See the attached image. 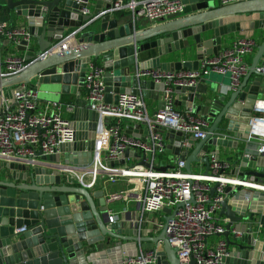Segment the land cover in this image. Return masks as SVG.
<instances>
[{"label":"water","instance_id":"water-1","mask_svg":"<svg viewBox=\"0 0 264 264\" xmlns=\"http://www.w3.org/2000/svg\"><path fill=\"white\" fill-rule=\"evenodd\" d=\"M180 2L182 16L137 29L131 19L121 23L111 13H104L111 0H97L94 11L87 15L80 12L81 5L73 0H6L7 7L27 19L38 48L25 40L17 45L16 49L31 62L21 72L0 78V87L37 78L38 86L59 85L61 93L79 97L88 65L95 62L104 69L105 102L116 103L120 94L163 90V84L136 78L137 70H197L205 57L220 52L223 40L231 34L248 38L257 33L259 41L247 74L237 80L228 97L220 94L218 79L211 80L208 92L200 97L188 92L179 103L178 94L184 89L175 88V104L207 120L205 136L194 140L167 128L162 133L169 141L165 151L184 161L187 174L192 173V163L201 162L205 166L203 175H210L207 154L211 146L238 148L229 172L237 183L223 188L219 202L218 216L226 220L222 235L229 251L223 264H264V241L256 237L253 223L248 221V213L259 212L257 202L264 201V150L259 153L260 145L249 124L255 101L264 87V74L258 70L264 55V0L227 5L218 0ZM67 36L75 46L61 49ZM149 49H155V54L145 58ZM178 52H194L196 58L173 60ZM5 92L12 98V89ZM70 121L74 138L61 144L58 153L43 155L38 151L34 164L0 162V264H122L132 255L122 253L114 259L113 252H123L124 244L131 243L135 255L136 248L146 241L138 236V225L131 223L128 214L124 222L108 224L109 209L103 190L91 193L82 183L83 186H69L62 181V172L55 164L84 167L77 170L83 172L92 162L99 113L88 106H77ZM126 128V133L134 137L145 139L148 134L142 122ZM134 155L140 158V164L149 166L146 154L135 149L125 150L121 158L109 161V165H124L125 159ZM153 168L166 171L170 167ZM218 185L215 181L210 187L209 201L217 194ZM93 197L100 199L97 208ZM171 218L172 214L166 218L160 234L149 239L154 243L157 264H181L165 233L166 222ZM126 221H130L127 229ZM22 226L26 231L15 233ZM119 227L125 229L123 235L119 234Z\"/></svg>","mask_w":264,"mask_h":264},{"label":"built area","instance_id":"built-area-1","mask_svg":"<svg viewBox=\"0 0 264 264\" xmlns=\"http://www.w3.org/2000/svg\"><path fill=\"white\" fill-rule=\"evenodd\" d=\"M81 5L80 12L87 15L91 12V0H73ZM245 0H218L222 5L233 4ZM128 9L131 21L166 22L178 17L183 12L180 0H111L110 7L104 13H116ZM0 39L6 40L10 48L0 54V78L21 72L27 67L24 56L15 52L22 40L30 43L32 35L24 24L11 26L0 21ZM69 36L62 41L61 49H67L72 40ZM256 43L252 38H239L232 45L221 50L214 57H205L197 70L170 71L161 68L137 70L134 74L138 79H150L163 84L162 104L149 115L143 97L137 93H124L118 96L116 103L105 102L104 69L100 64L91 62L85 75V100L89 109L99 113L95 146L92 151V162L84 167H60L62 174H75L79 179L86 173L91 175L87 186L94 184L103 170V162L118 160L127 149H135L146 154L145 161L149 166L138 163L126 168V172L109 174L111 180L115 176H133L136 178L135 201L143 212H156L170 207L172 218L166 222L165 233L181 264H223V258L229 254L224 238L214 244L209 237L222 235L224 225L215 215L219 211L223 188L229 183H237L228 173L230 163L221 160L216 149L208 152L210 175L203 173L187 174L184 161L178 160L176 165L166 171L155 170L153 161L157 155L165 153V139L162 130L167 128L181 132L183 136L199 140L206 134L207 120L193 114L190 109L179 110L175 106V88L195 86L199 79L211 71L229 74L234 87L241 75L247 71L243 60L245 54L253 51ZM264 74V55L261 58ZM37 85L20 83L12 92V98L0 89V162L17 160L25 164H34L38 160L37 152L43 155L56 154L59 146L74 138L71 121L62 112H72L74 105L41 98ZM254 112L250 118L251 134L259 143V153L264 150V98H258L254 104ZM130 119L142 122L148 134L145 139L126 134L122 129V121ZM151 155V161L148 159ZM140 160V159H139ZM64 170V171H62ZM104 172V171H103ZM83 179V178H82ZM80 179L81 183H83ZM215 181L219 182L217 194L209 201V189ZM119 197L117 193L108 195L110 200ZM191 197L194 201H190ZM108 200V199H107ZM109 223L116 220L115 213L108 215ZM164 225H161L163 228ZM26 227L15 229V233H23ZM235 236L239 234L233 233ZM155 250L140 251L127 257L122 264H156Z\"/></svg>","mask_w":264,"mask_h":264},{"label":"crops","instance_id":"crops-1","mask_svg":"<svg viewBox=\"0 0 264 264\" xmlns=\"http://www.w3.org/2000/svg\"><path fill=\"white\" fill-rule=\"evenodd\" d=\"M6 0H0V18H7L8 23L11 26H15L18 24H24L28 28V23L27 19L22 16H18L14 9H11L5 5ZM97 0H91L90 3V9L91 12L94 11L95 6H96ZM104 10V9H103ZM90 12V13H91ZM112 17H117L118 20L121 23H124L131 18L130 11L128 9L125 10H120L117 11L116 13H112ZM182 16V15H180ZM178 16V17H180ZM178 17H174L169 21H172L174 19H177ZM160 22H154V23H148V22H141V23H136L137 29H144L146 27H152L153 25H156ZM244 36L239 35L238 33L231 34L229 37H227L225 40H223L222 45H221V50H224L232 45L234 41H236L239 38H242ZM254 39L256 45L258 44L259 41V35L255 33L254 37H248ZM32 46L34 48H38L37 42L35 39L32 38ZM71 47H74L75 44H70ZM8 48H10V44L7 43L6 40L0 39V54H5L6 51H8ZM220 50V51H221ZM155 49H149L147 52H145L144 57L148 58L151 57L155 54ZM256 51V47L253 49V51L247 53L244 55L243 60L247 65V71L248 68L252 62L254 53ZM15 52L18 55L24 56L23 52L18 51L15 49ZM196 58V55L194 52H189L186 54H182L180 52L177 53V56L172 58L173 60H194ZM168 59V58H167ZM171 60V58H169ZM27 60V63L29 64L31 60ZM162 60H166V58H163ZM27 64V65H28ZM1 65V64H0ZM247 71L239 77V80L241 81L247 74ZM37 78H32L28 82V84L36 85V80ZM220 80V94L229 96L230 92H232V85H231V78L229 74H219L216 72H210L208 75L204 76L203 78L199 79L198 83L193 86V87H188V88H183L184 90L182 91L181 94L179 95V100L177 103L181 102L180 99L186 95L188 92H195L196 97H200L203 93L208 92L209 90V82L211 80ZM264 79V78H263ZM264 83V80H263ZM20 83L17 84H12V85H7L4 87H0V89L3 90H8V89H15L17 86H19ZM37 87L39 89L40 97L46 98V99H51L54 101H60L63 103H69L74 105L75 107L77 106H82V107H87V102L85 100V94H86V89L83 86L82 91L79 94V97H77L75 94L72 93H61L60 92V86L59 85H39L37 84ZM45 91H48L45 93ZM147 94L142 93L141 90H139V94L143 97L146 109L149 115H152L162 104V94L163 91L159 89H148ZM176 95V93H175ZM10 98V97H9ZM259 98H264V87L261 89L260 96ZM176 108L179 110H186V108L183 105H176ZM74 111V109H73ZM72 112L68 111H63L62 114L64 117L68 118L71 120L72 117ZM138 123V121H133L130 119H124L122 121V129L126 133V127L128 125H134ZM127 134V133H126ZM131 135V134H129ZM165 144H169V141L165 140ZM210 150L216 149L218 156L221 160L228 161L230 163V169H232V161L235 157V155L238 152V148L232 149V148H227V147H214L211 146L209 148ZM209 150V151H210ZM148 159L151 161V155L148 154ZM140 158L136 157V155L132 157H128L125 159V164H114L113 166L109 165L108 162L104 161L103 162V170L101 173L97 176L94 184L90 187L87 186L88 181L91 179V175L89 173H86L84 177L79 176L80 178L77 179L75 174L69 173L66 174L71 177V180L67 179L65 174H62V181L65 182L69 186H81L82 184L89 190L91 193H95L98 190H103L105 193V197L108 199L107 200V205H108V215H111L115 213L116 215V220L115 222H124L125 216L128 214L131 216V223H137V231H138V236L142 237L144 240L140 243V246H138L137 253L140 251H149L152 250L154 243L150 241L149 239L155 238L160 234V231L162 229L161 225H164L166 218L171 214L172 209L170 207H165L164 209L156 212H143L141 211L140 206L138 203L135 201V186H136V178L133 176H115L113 177L114 180H111L109 174H115V173H132V172H126V168H130L132 165L138 163ZM179 160L178 156H175L172 153H165L157 155V157L154 159L153 164L154 167H159L161 165H169L170 168L174 167ZM169 168V169H170ZM204 164L201 162H194L191 164V169L193 173H203L204 171ZM122 169V170H121ZM104 171V172H103ZM231 171V170H230ZM229 174V173H228ZM230 175V174H229ZM83 178V179H82ZM83 183L81 184V180ZM82 185V186H83ZM111 193H117L119 194V197L116 199L110 200L108 198V195ZM93 204L95 208L100 206V199L98 197H93ZM260 208L259 212H253L250 211L248 213V221H251L253 223V231L256 237L260 241H264V201L260 204L257 202L256 209ZM217 218H219V222L225 226L226 220L222 216L221 218L218 216V212L215 215ZM130 221H126V226L125 229H127L129 226ZM110 224V223H108ZM127 227V228H126ZM121 227L118 228V232L120 235H123V231L125 230ZM224 238L223 235H213L209 237V243L214 244L218 240ZM125 249L122 252H113L112 257L116 259L117 257H121L122 253L124 254H130L134 255L135 253V247L133 244H124ZM127 246V247H126ZM101 252H97V254H100ZM100 260V258H99ZM157 264V263H156Z\"/></svg>","mask_w":264,"mask_h":264},{"label":"trees","instance_id":"trees-1","mask_svg":"<svg viewBox=\"0 0 264 264\" xmlns=\"http://www.w3.org/2000/svg\"><path fill=\"white\" fill-rule=\"evenodd\" d=\"M0 21H6V22H8V19L7 18H0Z\"/></svg>","mask_w":264,"mask_h":264},{"label":"bare ground","instance_id":"bare-ground-1","mask_svg":"<svg viewBox=\"0 0 264 264\" xmlns=\"http://www.w3.org/2000/svg\"><path fill=\"white\" fill-rule=\"evenodd\" d=\"M122 170V169H121ZM95 177H97L96 175H95Z\"/></svg>","mask_w":264,"mask_h":264},{"label":"flooded vegetation","instance_id":"flooded-vegetation-1","mask_svg":"<svg viewBox=\"0 0 264 264\" xmlns=\"http://www.w3.org/2000/svg\"><path fill=\"white\" fill-rule=\"evenodd\" d=\"M216 148V147H215ZM208 155V154H207Z\"/></svg>","mask_w":264,"mask_h":264}]
</instances>
